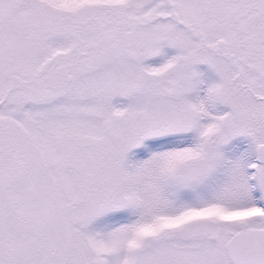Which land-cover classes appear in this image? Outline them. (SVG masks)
<instances>
[{
	"label": "snow or ice",
	"instance_id": "obj_1",
	"mask_svg": "<svg viewBox=\"0 0 264 264\" xmlns=\"http://www.w3.org/2000/svg\"><path fill=\"white\" fill-rule=\"evenodd\" d=\"M0 264H264V0H0Z\"/></svg>",
	"mask_w": 264,
	"mask_h": 264
}]
</instances>
